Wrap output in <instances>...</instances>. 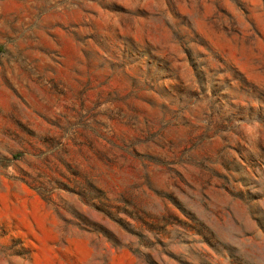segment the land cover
<instances>
[{"label": "rangeland", "instance_id": "obj_1", "mask_svg": "<svg viewBox=\"0 0 264 264\" xmlns=\"http://www.w3.org/2000/svg\"><path fill=\"white\" fill-rule=\"evenodd\" d=\"M0 264H264V0H0Z\"/></svg>", "mask_w": 264, "mask_h": 264}]
</instances>
